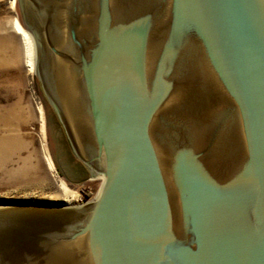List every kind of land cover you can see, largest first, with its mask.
<instances>
[{
  "label": "water",
  "instance_id": "1",
  "mask_svg": "<svg viewBox=\"0 0 264 264\" xmlns=\"http://www.w3.org/2000/svg\"><path fill=\"white\" fill-rule=\"evenodd\" d=\"M81 206H0V264H264V0H15Z\"/></svg>",
  "mask_w": 264,
  "mask_h": 264
},
{
  "label": "rangeland",
  "instance_id": "2",
  "mask_svg": "<svg viewBox=\"0 0 264 264\" xmlns=\"http://www.w3.org/2000/svg\"><path fill=\"white\" fill-rule=\"evenodd\" d=\"M10 1L0 0V206L45 199L87 204L101 178L90 177L70 153L35 66L27 68L24 43L13 29L15 0Z\"/></svg>",
  "mask_w": 264,
  "mask_h": 264
},
{
  "label": "bare ground",
  "instance_id": "3",
  "mask_svg": "<svg viewBox=\"0 0 264 264\" xmlns=\"http://www.w3.org/2000/svg\"><path fill=\"white\" fill-rule=\"evenodd\" d=\"M13 2L14 0H11L10 1V4L13 5ZM13 29L15 30L16 33H18L24 43V46H25V52H26V57H27V68L29 71H32L34 69V66H35V61H34V58H33V43H32V38L31 36L28 34V31L27 30H24L19 22L15 19L13 21ZM35 71V69H34ZM101 178V186H102V183H103V177H100ZM100 191V190H99ZM98 191V193H99ZM98 193L96 195V197L98 196ZM22 204H45V205H58V206H68V205H71L69 204V202L67 200H49V199H45V200H42V201H21Z\"/></svg>",
  "mask_w": 264,
  "mask_h": 264
},
{
  "label": "flooded vegetation",
  "instance_id": "4",
  "mask_svg": "<svg viewBox=\"0 0 264 264\" xmlns=\"http://www.w3.org/2000/svg\"><path fill=\"white\" fill-rule=\"evenodd\" d=\"M52 110V109H51ZM53 111V110H52ZM53 114L55 115V117H56V119H57V121H58V123H59V126L61 127V129H62V131H63V134H64V137H65V140H66V142H67V145L69 146V144H68V141H67V138H66V135H65V133H64V130H63V128H62V126H61V124H60V122H59V120H58V118H57V116H56V114L54 113V111H53ZM69 149H70V146H69ZM70 153L72 154V152H71V149H70ZM73 155V154H72ZM74 157V156H73ZM81 166H83L79 161H77ZM83 168H85L84 166H83ZM86 169V168H85Z\"/></svg>",
  "mask_w": 264,
  "mask_h": 264
}]
</instances>
